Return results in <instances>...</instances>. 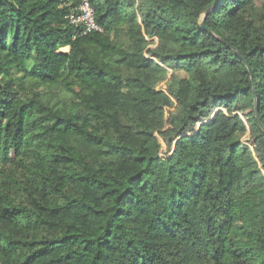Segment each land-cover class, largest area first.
I'll return each instance as SVG.
<instances>
[{
	"label": "trees",
	"instance_id": "16d2710c",
	"mask_svg": "<svg viewBox=\"0 0 264 264\" xmlns=\"http://www.w3.org/2000/svg\"><path fill=\"white\" fill-rule=\"evenodd\" d=\"M90 4L0 0V264H264V5Z\"/></svg>",
	"mask_w": 264,
	"mask_h": 264
},
{
	"label": "built area",
	"instance_id": "2783aa9c",
	"mask_svg": "<svg viewBox=\"0 0 264 264\" xmlns=\"http://www.w3.org/2000/svg\"><path fill=\"white\" fill-rule=\"evenodd\" d=\"M67 2L70 5L68 20L72 25L82 27L85 32L100 30L90 0H67Z\"/></svg>",
	"mask_w": 264,
	"mask_h": 264
},
{
	"label": "water",
	"instance_id": "95a60500",
	"mask_svg": "<svg viewBox=\"0 0 264 264\" xmlns=\"http://www.w3.org/2000/svg\"><path fill=\"white\" fill-rule=\"evenodd\" d=\"M204 17H205V15L203 16V18H202L201 21H200V26H201L202 28H205V26H204ZM238 56H239L240 58H242L240 54H239ZM245 64H246V62H245ZM246 65H247V64H246ZM247 68H248V70L250 71V67H249L248 65H247ZM256 116L258 117L257 109H256ZM259 123H260L261 128H262L263 131H264V128H263V126H262L260 120H259Z\"/></svg>",
	"mask_w": 264,
	"mask_h": 264
},
{
	"label": "rangeland",
	"instance_id": "374dc122",
	"mask_svg": "<svg viewBox=\"0 0 264 264\" xmlns=\"http://www.w3.org/2000/svg\"><path fill=\"white\" fill-rule=\"evenodd\" d=\"M256 4H257L258 7H261V6L264 5V0H256ZM61 51H63V52H68L69 49H67V50H63V49H61Z\"/></svg>",
	"mask_w": 264,
	"mask_h": 264
},
{
	"label": "crops",
	"instance_id": "0c3cea01",
	"mask_svg": "<svg viewBox=\"0 0 264 264\" xmlns=\"http://www.w3.org/2000/svg\"><path fill=\"white\" fill-rule=\"evenodd\" d=\"M67 49H69V48H64L63 50H67Z\"/></svg>",
	"mask_w": 264,
	"mask_h": 264
}]
</instances>
